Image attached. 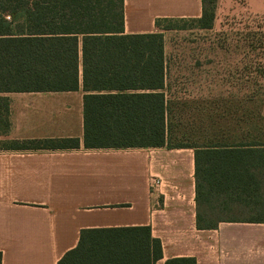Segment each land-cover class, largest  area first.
Here are the masks:
<instances>
[{"label": "trees", "instance_id": "trees-1", "mask_svg": "<svg viewBox=\"0 0 264 264\" xmlns=\"http://www.w3.org/2000/svg\"><path fill=\"white\" fill-rule=\"evenodd\" d=\"M124 0H0V92H72L82 89L85 150L191 148L197 230L221 222L203 211L216 195L264 217V141L215 142L197 148L166 147L162 30L182 19H158L159 32L125 34ZM189 19L207 30L214 1L201 0ZM163 24H166L165 26ZM246 97L247 101L252 100ZM0 99V125L8 127ZM262 119V118H260ZM263 121V119H262ZM264 122V121H263ZM15 151H70L76 138L11 142ZM162 259L149 227L85 230L58 264H155ZM1 264V254H0ZM164 264H195L192 258Z\"/></svg>", "mask_w": 264, "mask_h": 264}, {"label": "crops", "instance_id": "crops-1", "mask_svg": "<svg viewBox=\"0 0 264 264\" xmlns=\"http://www.w3.org/2000/svg\"><path fill=\"white\" fill-rule=\"evenodd\" d=\"M264 17V0H244ZM201 0H124L125 34L159 32L158 19H198ZM165 71V68H164ZM164 76V94H165ZM83 91L1 93V264H58L85 230L149 227L168 259L195 264H264V223L195 227L191 148L85 150ZM166 99V95H165ZM259 115L264 120V104ZM76 138L70 151H15L17 141ZM152 180L157 184L153 186Z\"/></svg>", "mask_w": 264, "mask_h": 264}, {"label": "rangeland", "instance_id": "rangeland-1", "mask_svg": "<svg viewBox=\"0 0 264 264\" xmlns=\"http://www.w3.org/2000/svg\"><path fill=\"white\" fill-rule=\"evenodd\" d=\"M213 1L210 29L182 19L160 31L166 147L264 141V17L248 13L244 0ZM203 211L211 221L264 219L223 195Z\"/></svg>", "mask_w": 264, "mask_h": 264}, {"label": "built area", "instance_id": "built-area-1", "mask_svg": "<svg viewBox=\"0 0 264 264\" xmlns=\"http://www.w3.org/2000/svg\"><path fill=\"white\" fill-rule=\"evenodd\" d=\"M151 184H152L153 186H155V185L157 184V181H156V180H152V181H151Z\"/></svg>", "mask_w": 264, "mask_h": 264}]
</instances>
